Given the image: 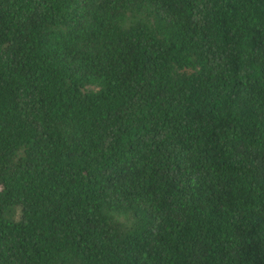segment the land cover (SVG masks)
Listing matches in <instances>:
<instances>
[{
  "label": "trees",
  "instance_id": "obj_1",
  "mask_svg": "<svg viewBox=\"0 0 264 264\" xmlns=\"http://www.w3.org/2000/svg\"><path fill=\"white\" fill-rule=\"evenodd\" d=\"M0 264H264V0H0Z\"/></svg>",
  "mask_w": 264,
  "mask_h": 264
}]
</instances>
